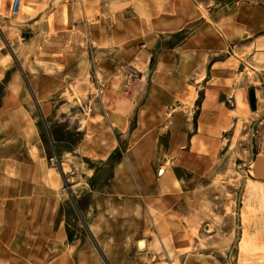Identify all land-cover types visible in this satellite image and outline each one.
Returning a JSON list of instances; mask_svg holds the SVG:
<instances>
[{
    "label": "crops",
    "instance_id": "1",
    "mask_svg": "<svg viewBox=\"0 0 264 264\" xmlns=\"http://www.w3.org/2000/svg\"><path fill=\"white\" fill-rule=\"evenodd\" d=\"M213 2L61 0L41 16L48 47L46 70L31 78L38 102L50 104L54 95L74 89L71 80L83 78L93 49L100 69L112 73L74 151L105 162L126 142L108 181L89 190L84 216L92 249L81 239L69 241L67 224L59 220L63 180L22 105L29 95L18 85L19 72L0 64V264H164V249L179 250L177 233L189 229L180 213L184 192L166 164L180 153L208 160L231 145L224 135L236 133L238 120L260 119L264 127V0ZM181 32L187 33L182 42L163 47ZM125 66L139 73L140 85L150 80L144 100L122 92ZM198 91L202 100L192 130L190 107ZM256 171L264 175V153ZM92 173L87 168V183Z\"/></svg>",
    "mask_w": 264,
    "mask_h": 264
},
{
    "label": "rangeland",
    "instance_id": "2",
    "mask_svg": "<svg viewBox=\"0 0 264 264\" xmlns=\"http://www.w3.org/2000/svg\"><path fill=\"white\" fill-rule=\"evenodd\" d=\"M0 1V57L5 56L0 64H9L11 73L19 72L21 78L18 85L29 95L22 105L37 122L39 132L44 134L43 143L48 158L52 157L49 160L63 180L61 191L66 200L61 206L59 220H65L70 230H77L73 234L74 240L81 239L82 243H87L85 249H92L84 211L93 197V192L89 190H100L108 181V171L107 168L97 165L95 189L91 188L86 181L87 168L90 167L86 159L74 151L84 135L82 126L91 122L89 118L98 109L100 97L112 73L107 76L100 69L99 57L93 49L89 53V66L82 72L83 78L75 82L71 80L74 89H70L66 95H54L50 104L38 102L31 86V78L46 70L44 62L48 47L47 35L44 33L46 25L41 22V16L57 8L61 0H22L21 9L16 14L13 8L15 0ZM224 1L228 0H214L213 4ZM203 8L208 12V8ZM171 40L162 41L163 46ZM129 75L132 78L126 87ZM8 79L7 76L5 80ZM123 79L122 92L129 95L136 93L140 100H144L151 89L150 80L146 79L140 85L139 73L129 66L123 67ZM193 90L191 89L192 96L195 95ZM2 93L4 87L0 85V94ZM196 95L200 99L199 105H196V99L190 107L194 112L192 130L195 127V116L201 104L202 92L198 91ZM140 103L141 101L139 105ZM136 121L134 116L131 128L136 125ZM259 121L261 120L254 119L251 122L245 119L234 122L237 123L236 133L233 134L231 130L224 135L229 141L232 139L231 145L213 152L208 160L198 156L191 159L180 153L166 164L165 169H172L174 177L181 182L184 198L180 213L184 219L183 224L188 225L189 229L177 233L176 239L183 244L177 248L179 250L174 252L169 247L164 249V264H264V175L256 171L257 156L264 153V127ZM167 123L168 119L165 125ZM84 130H87V125ZM52 134L63 140L60 155L54 146ZM125 143H120L122 154ZM65 162L78 163L79 167L73 168L66 164L64 168ZM82 165L84 169L81 168ZM81 182L87 184L86 189L77 185ZM82 248L84 247L80 249Z\"/></svg>",
    "mask_w": 264,
    "mask_h": 264
},
{
    "label": "trees",
    "instance_id": "3",
    "mask_svg": "<svg viewBox=\"0 0 264 264\" xmlns=\"http://www.w3.org/2000/svg\"><path fill=\"white\" fill-rule=\"evenodd\" d=\"M186 36H187V33H185V32H181V33H179V34H176V35H173V36H171L172 37V39H174V43H169V44H167L166 46L164 45L163 47H165V48H171L172 46H173V44H177V43H180V42H182L183 40H184V38H186ZM161 47L159 46V44H158V46H157V49H160ZM152 61H153V59H152ZM199 98L197 99V101H196V105H199ZM42 137H44V134H42ZM52 140H53V143H54V146L56 147V150H57V152H58V154L60 155L61 153H62V150L60 149V145H58L57 143H56V141H63L61 138H59V137H57L56 135L54 136L53 134H52ZM49 158H52L51 156H49ZM122 158V152L120 151V149L118 148V149H115L112 153H111V155L108 157V159L105 161V162H98V163H92L90 160H88V159H86V162L88 163V166L90 167V169H92L93 170V175H92V177L89 179V186L91 187V188H94L95 189V182H94V180H95V177H96V175H97V165H101L102 166V168L103 167H105V168H107V170L106 171H108V179L111 177V174H112V169L114 168V166L120 161V159ZM177 172V171H176ZM104 185V184H103ZM102 185V186H103ZM80 208V207H79ZM80 210H81V208H80ZM62 212V211H61ZM77 230L76 229H73V230H70L69 229V225L67 224V233H68V236H69V241L70 242H72L73 240H74V238H73V234L76 232Z\"/></svg>",
    "mask_w": 264,
    "mask_h": 264
},
{
    "label": "built area",
    "instance_id": "4",
    "mask_svg": "<svg viewBox=\"0 0 264 264\" xmlns=\"http://www.w3.org/2000/svg\"><path fill=\"white\" fill-rule=\"evenodd\" d=\"M20 6H21V0H15L13 4V8L15 9V14L18 13V11L20 10ZM131 78H132V75L127 76L126 87L129 85ZM70 173L74 174V172L72 171Z\"/></svg>",
    "mask_w": 264,
    "mask_h": 264
},
{
    "label": "water",
    "instance_id": "5",
    "mask_svg": "<svg viewBox=\"0 0 264 264\" xmlns=\"http://www.w3.org/2000/svg\"><path fill=\"white\" fill-rule=\"evenodd\" d=\"M249 105L251 110L253 111L256 110V99H255L254 90H250L249 92Z\"/></svg>",
    "mask_w": 264,
    "mask_h": 264
}]
</instances>
